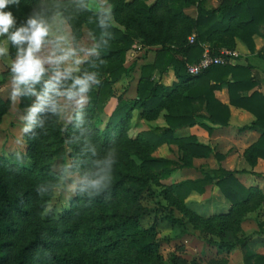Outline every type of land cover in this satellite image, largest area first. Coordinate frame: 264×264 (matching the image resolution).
<instances>
[{"label":"trees","instance_id":"1","mask_svg":"<svg viewBox=\"0 0 264 264\" xmlns=\"http://www.w3.org/2000/svg\"><path fill=\"white\" fill-rule=\"evenodd\" d=\"M39 2L21 0L19 9L12 10L18 19H24L27 7ZM80 2L71 1L72 8L86 19L91 34L98 32L96 25L89 23L93 14L80 9ZM109 2L115 20L124 29L115 25L111 29V43L102 52L105 74L89 94L83 127L91 130L92 143L98 145L101 155L110 144L117 149L118 162L111 189L91 200L73 196L70 206L58 218L46 220L42 213L52 196L41 198L36 188L55 179L57 161L63 165L79 154L78 145L67 143L74 133L79 135V130L74 128V120L64 123L52 118L45 121V130L34 129L35 136L23 135L28 146L26 156L33 162L31 168L0 156V264H162L156 225L144 227L138 210L129 211L127 206L139 202L150 179L159 184L179 168L192 167V159L196 157H215L220 166L203 177L171 183L163 190L170 206L178 209L190 223L213 228V232L222 236L225 229L240 230L245 214L264 205V192L258 186L244 185L237 176L254 171L226 168L222 165L225 155L213 152L210 145L200 142L195 135L176 134L177 130L196 124L210 133L213 131L214 127L195 115L200 109L193 106L196 102L204 105L208 121L228 126L230 108L215 95L216 90L227 85L230 103L255 116L252 123L239 130L262 131L259 139L245 150L244 157L252 167L259 158L264 159V94L256 90L258 82L252 67L234 63L212 66L196 75L188 72V66L202 58L206 47L215 55L223 48L234 49V37H239L255 53L254 36L264 37V0H230L211 11L201 7L194 21L182 12L191 5L189 0ZM182 18L190 23L178 29ZM191 29L196 30L193 41L187 37ZM139 37L146 44H159L161 48L156 51L154 61L141 65L136 98L120 95L104 124L101 114L116 96L115 84L129 74L127 54ZM169 68L174 70L178 81L165 86L161 80ZM32 100L21 98L19 106L28 108ZM8 105L9 101L0 97V122L8 112ZM136 109L147 120L158 118L166 109L167 126L131 137L129 131ZM163 144L177 145L183 160L153 156L152 151ZM133 156L141 160L139 165ZM210 185H216L231 201L229 213L218 216L214 223L192 212L186 203L193 192L203 194ZM166 218L174 227L183 228L185 222L174 214V209ZM241 245L244 264H264V254L255 252L244 241ZM217 246L228 251L234 248V244L225 242Z\"/></svg>","mask_w":264,"mask_h":264},{"label":"clouds","instance_id":"2","mask_svg":"<svg viewBox=\"0 0 264 264\" xmlns=\"http://www.w3.org/2000/svg\"><path fill=\"white\" fill-rule=\"evenodd\" d=\"M20 3L0 0V57L8 55L9 44L15 49L9 64L13 106L21 98H35L20 116L21 133L35 136L34 129L45 130V121L52 118H70L79 130V135L74 133L67 141L79 146V154L60 166L54 180L39 184L36 192L41 198L63 194L95 199L111 189L118 162L116 147L110 144L101 155L92 143L91 130L83 127L89 94L101 83L102 52L112 40V5L108 0H95V5L93 0H81L78 7L94 12L89 23L99 30L84 40L71 31L63 0H40L24 19L12 10L19 9ZM17 158H21L19 153Z\"/></svg>","mask_w":264,"mask_h":264},{"label":"rangeland","instance_id":"3","mask_svg":"<svg viewBox=\"0 0 264 264\" xmlns=\"http://www.w3.org/2000/svg\"><path fill=\"white\" fill-rule=\"evenodd\" d=\"M71 1L73 0H63V3L67 9L66 15L69 17L71 31L78 38L88 40L91 36V32L86 25V19L76 13V11L72 8ZM152 1L153 0H149V2ZM189 1L191 2V5L186 6L182 12L188 19L194 21L196 20L198 11L201 7L207 11H211L229 3L230 0ZM93 5H95V0H93ZM32 8L33 7H27V10L24 12V17H26V14L30 12ZM89 12H91V15L94 14L93 11ZM187 18H182L180 23L177 25L178 29H181L182 27L185 28L190 23ZM70 19H72V23ZM114 25L119 29H124V25H121L116 20ZM194 35H196L195 29H193V32L187 37L191 41ZM2 39L3 38H1V40ZM114 44L115 43H113V46H115ZM8 48V55L6 57H0V97L9 101L8 112L4 115V120L0 122V156H4L11 162L20 163L27 168H31L33 166V162L26 156V148L28 146H26V142L23 140L24 138L21 133L23 123L20 120V116L22 114H26L27 108L20 107V101L17 102L15 106H13L9 98L11 91V73L9 64L14 58L15 54L13 53H15V49L12 48L10 44L8 45ZM159 48H161L159 44H146L143 37L136 39L132 48L129 50V52L132 50L136 53L134 56H130L129 54V57H127L126 61V66L130 67L129 74L115 84L114 88H116V95L122 93L123 95H127L126 97H129L130 95L133 96L135 94L134 85L138 76L140 75L139 70L142 63L147 60H151L153 54ZM138 53L140 54L137 57L136 54ZM238 59L239 58H237V60ZM138 63H141L140 66ZM82 67H86V65H83ZM105 69V67L100 69L101 75L105 74ZM137 111L138 110L136 109L133 113L132 125L129 131V135L131 137H135L140 131L152 130L155 127H160V125L163 124V119L160 118L154 122H140L138 114L139 112ZM110 115L111 114L108 108L102 112L101 118L104 124L108 121ZM69 119H65L62 122L67 123ZM104 124L101 125V128L104 127ZM177 132L178 130L176 131V134ZM18 138L22 139V144H17ZM171 145H174V147L172 148L170 145L168 146L163 144L162 146L153 150L152 155L155 157L173 159L176 161L183 160L182 153L178 151L177 145ZM211 148L214 150L213 152H216L212 146ZM17 153L20 154V159L17 158ZM240 157L241 155L238 158H235L237 160V166L240 165V163L238 164V159H240ZM133 158L137 165L141 163V160L137 156H133ZM192 163L194 164L192 167L179 168L171 175L170 178L161 180L159 184L150 179L147 188H145V191L141 194L139 202L136 205L133 204L127 206L129 211H133L135 208L138 210V212L141 214V223L144 227H149L153 224L156 225L158 230V238L161 239V263L244 264V252L241 245L242 241L246 242L255 252L264 254V233L261 232L264 230L263 204L254 211L245 214L244 219L239 227L240 230L235 232L234 230L225 229L222 236L213 232V230H211L213 228L207 229V227L203 228L202 226H196L190 223L188 218L184 217V215L178 209L170 206L169 201L165 198L166 193L164 194L163 192L167 185L185 179L203 177L204 174L208 173L212 168L220 166L215 157H196L192 159ZM61 165L62 163L57 161L54 164V170L59 172ZM255 180L256 179L254 176L247 174L242 176L241 182L243 181L245 184L243 182L242 183L246 186L252 184L257 186L256 183L260 182V179L256 180V182ZM72 197L73 196L71 195L65 196L63 194H56L52 196L46 210L42 213V217L46 220L58 218L62 212L70 206ZM186 203L187 207L192 212L213 223L215 222L214 219H217L218 216L228 214L231 207V201L223 196L220 189L216 185L207 186L206 191L203 194L193 192L187 198ZM172 209H174V214L177 217L183 218L185 223L182 229L179 227H174L171 222L167 220L166 216L170 214ZM220 242L234 244V248L230 251L221 250L217 246V244Z\"/></svg>","mask_w":264,"mask_h":264},{"label":"crops","instance_id":"4","mask_svg":"<svg viewBox=\"0 0 264 264\" xmlns=\"http://www.w3.org/2000/svg\"><path fill=\"white\" fill-rule=\"evenodd\" d=\"M254 40L256 44L255 45L256 52L251 53L248 46L239 37H234V41H235L234 49L237 50V52H239V57H238L239 59L237 60L236 63L250 65L252 67L253 74L258 82L256 90H259L260 92L264 94V37L260 35H255ZM130 53L131 52L128 51L127 57H129ZM139 54L140 53H138L136 56L138 57ZM155 57H156V52L153 54V57L151 60H147L143 62L142 64L154 61ZM138 64L140 66L141 63H138ZM139 78H140V75L138 76L136 83L134 85L135 94L133 96L128 95L129 97H126L127 95H123L122 93H120L119 95H116L111 98V100L105 107V110L106 108H108L111 114L118 104V97L120 95L123 96L124 98H131V99L136 98L137 84H138ZM161 81L165 86H171L174 83H177L178 78L176 74L174 73V70L169 68L168 71L163 73ZM215 95H216V98L221 103L228 105L230 108L231 116L229 120V125L221 126L219 124H213L210 121H208L207 120L208 114H207V111L204 105H200V103L196 102L193 104V106H200V109L196 112L195 115L199 117V120L208 122L209 125L214 127L213 131L210 134V132H208L206 129L196 124L191 127H185V128L179 129L177 132V135L178 134L179 136H184L187 134L195 135L197 136L200 142L207 144V145H211L216 150V152L225 155V159L222 161V165L226 168L238 169V170L247 169V170L254 171L255 173H240L237 176L240 180L242 179V176H245L247 174L254 176L256 180L260 179V182L256 184L264 192V186H262L264 185V177L256 175V173L264 175V159L259 158L257 164L254 167H252L251 165H249L248 161L244 157L245 150L259 139V137L262 134V131L260 129H251V130H245V131L239 130L240 127L247 125V124L249 125L250 123H252L255 120V116L251 112L247 111L246 109L232 105L230 103L229 88L227 85H224L221 89L216 90ZM34 99L35 98L33 97V100ZM137 112H139L138 114H139L140 122H143V121L154 122L160 118V119H163V124L160 125V127L167 126V122L165 119V114L167 112L166 109L162 110L159 117L154 120L144 119L141 116V113H140L141 111L138 110ZM164 145H168V146L170 145L172 148L174 147V145H171V144H164ZM240 155L241 157L240 159H238V164L240 163V165L237 166L236 165L237 160L235 158H238ZM249 186H256V185L252 184Z\"/></svg>","mask_w":264,"mask_h":264},{"label":"built area","instance_id":"5","mask_svg":"<svg viewBox=\"0 0 264 264\" xmlns=\"http://www.w3.org/2000/svg\"><path fill=\"white\" fill-rule=\"evenodd\" d=\"M193 40L194 37L191 41ZM130 52V56H134L136 53L132 50ZM238 57L239 53L236 50L223 49L220 54L215 55L210 52L209 48H206L202 58L198 62L192 63L188 66V72L192 75H196L212 66L234 64Z\"/></svg>","mask_w":264,"mask_h":264}]
</instances>
